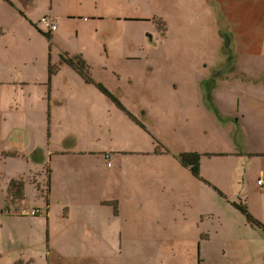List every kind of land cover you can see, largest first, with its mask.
Segmentation results:
<instances>
[{"label":"rangeland","instance_id":"374dc122","mask_svg":"<svg viewBox=\"0 0 264 264\" xmlns=\"http://www.w3.org/2000/svg\"><path fill=\"white\" fill-rule=\"evenodd\" d=\"M18 1L20 7L4 2V9L0 10L3 31L0 37V115L2 113L5 120L2 142L5 152L19 156L18 159L5 157L0 150V165L4 171L0 174L2 207L5 203L3 181L9 176L31 181L27 188V205H41L31 184L45 177L44 170L51 163L47 155L49 139L45 135V139H40V125L20 122L26 116L22 104L25 93L18 91L14 83L23 75L24 82L30 84L26 87L28 92L46 90L50 62L62 67L61 54L72 57L83 53L95 81L121 99L130 111L141 108L140 120L153 121L143 129L141 137L140 128L121 111L117 117L114 110L112 134L116 130L118 135H112L109 140V130L104 123L107 121L99 120L100 123L93 124L97 127L93 134L82 141L80 153L87 144L96 154L105 148L108 153L111 149L117 152L126 148L143 153L125 158L116 155L109 161L102 155H94L90 162L94 165L107 167L111 162L121 168L117 177H112V187L114 183L130 186L128 174L135 175L137 165L141 164L159 165L165 172L152 171L153 174L175 182V171L171 167L180 166L178 158L184 153L197 150L208 153L201 157L203 178H221V167L226 166L236 195L235 199H227V195L215 191L214 187L207 190L209 215L202 223L203 232L209 240L218 239L217 246L205 244L200 252V237L194 242V235L185 236L189 244L174 235L155 236L153 231H146L142 236L128 234V240L141 239L142 243L131 245L123 252L110 251L107 264H264L263 232L249 225L233 204L246 207L249 215L264 225V179L263 185L258 181L261 176L264 178V159L249 158L251 152L246 150L249 146L256 151L264 149V141L258 134L259 121L254 122L252 115V107H263L264 0H34L33 9ZM101 16L106 19L101 21ZM46 20L60 22L63 26L59 38L53 34L49 41L41 35L40 29L49 34ZM158 22L163 28L161 45L154 48L148 34L158 31ZM218 33L223 37V52ZM228 40L233 43L229 45ZM232 44L233 52L240 58L239 64L229 76H221L217 73L220 59L216 58L229 52ZM210 48L214 50V58L206 59ZM203 51L205 54H201ZM70 78L76 80L88 100H101V107H97V111H101L109 99L81 82L68 68H62L58 81ZM238 86L240 92L231 91ZM79 87L76 99L81 100L84 96ZM210 87L215 88L213 92L208 91ZM212 94L217 96L216 104L226 101L232 108L227 106L220 115L215 110ZM251 94L256 97L250 98ZM238 97L244 101L239 110ZM101 113L103 115V111ZM20 127L30 131L29 148L12 146L9 132ZM159 144L169 155L153 154ZM40 148L45 153L43 161L33 155ZM221 150L229 154L242 151L246 158L233 155L220 158L217 153ZM147 151L151 155H146ZM84 159L83 155H78L72 163L81 164ZM129 166L131 172H128ZM159 189L160 185H156L157 192ZM215 196L217 201L223 200L221 209L219 203L217 206L212 203ZM221 239L227 241L224 249ZM186 246L190 250H186ZM213 247L216 251H212Z\"/></svg>","mask_w":264,"mask_h":264},{"label":"crops","instance_id":"0c3cea01","mask_svg":"<svg viewBox=\"0 0 264 264\" xmlns=\"http://www.w3.org/2000/svg\"><path fill=\"white\" fill-rule=\"evenodd\" d=\"M4 2L10 6L14 4L20 7L18 0H3L0 2V10L4 9ZM23 4L26 7L24 2ZM105 19L106 17H100L101 21ZM57 24L58 28L55 32L49 30L51 32L49 41H52L53 34L57 38L61 35L63 26L60 22ZM0 31L2 37L3 31L2 29ZM39 31L42 36L46 37L44 30L40 29ZM218 38L221 45L223 37L219 33ZM230 43H233V40H228L229 45ZM223 45L220 46L221 52H223ZM228 51L221 58L215 57L217 60L220 59L219 64L221 66L217 73L221 76L222 74L229 76L237 68L236 65L239 64L240 58L233 52V44ZM204 52H201V54H205ZM207 52L205 58L213 59L214 50L210 48L207 49ZM81 54L85 61L84 54ZM63 55L68 54L63 53L60 56ZM79 55V53L75 54L77 57ZM68 56L70 57V55ZM50 65L59 66L53 65L52 61L48 65V89L41 90L38 93L28 92L26 87L30 84L24 82L23 75H20L18 81L14 83L18 87V91L25 93L22 104L26 116L20 122L40 125V139L43 140L45 137L49 139L47 155L50 157L51 163L44 170L45 177L34 180L31 184L37 198L42 202L41 205L35 204L33 207L27 205L29 199L27 188L31 181L16 176H9L3 181L5 186L4 200L8 196L7 180L9 179H18L25 182L26 196L23 202L10 207L8 211H4L0 192V264H107L106 259L109 258L110 251L123 252L131 245L142 243L141 239L128 240L126 238L128 234L142 236L147 233L146 231H153L155 236L174 235L189 244L191 242L186 240L185 236L194 235V242H197V238L200 237V242H198L200 252L203 251L205 244L217 246L218 239L209 240L206 233L203 232L204 226L202 223L209 215L206 208L208 189L212 190L211 188L214 187L220 193L227 195V199H235L236 195L232 190L233 183L227 174V167L224 165L221 167V178L205 180L201 161V176L206 181L204 183L195 179L190 169H186L181 165H174L171 168H174L175 171L173 174L175 182H169L159 174L156 176L153 174V172H165L159 165L141 164L137 165L135 175L128 174L130 186L125 187L122 184L114 183L112 187V177H117L121 172V168H117L115 163H112L111 167H108L109 165L107 167L105 165H94L90 163L94 155L100 157L102 155L106 161H109L115 158L116 155L125 158L127 156H141L143 153L127 148L117 152L111 149V152L108 153V149L105 148L103 152L98 151L96 154L89 147V144L86 145L84 152H78L82 141L93 134L94 128L97 129L93 124L95 122L100 123L99 120L107 121V123H104L109 130L107 134L109 140L112 135H118L116 130L112 134L115 127L112 125V117L115 119L114 110L117 111V117H120V113L110 100H107L101 111H97V107H101L99 104L101 100L95 98L88 100L75 79L58 81L62 68H68L80 78L74 70L67 66H59L57 74L50 78ZM53 78L55 82H53ZM81 82L83 81L81 80ZM77 87L82 90L81 95L84 96L81 100L76 99ZM93 89L96 91L95 88ZM214 89V87H210L208 91L213 92ZM262 89H264V86ZM231 91L240 92L241 88L238 86ZM245 91L248 92V89H245ZM212 96L215 110L220 115L227 106L232 108L230 102L220 101L219 104H216L217 96L213 94ZM245 96L247 101L249 94L247 93ZM255 97L254 94L250 95V98ZM261 99L263 107H252V115L254 122L259 121L258 134L261 135L264 141V94H262ZM243 102L242 98L238 97L236 102L238 110ZM249 104H252V102L250 101ZM123 106L125 107L124 104ZM141 110L139 108L132 112L128 109L131 114L137 117L143 129H146L147 126L153 124V121L144 122L140 120L138 113ZM0 116H2L3 127L5 120L2 113ZM125 117H123V120H126ZM253 127L255 128L254 124ZM143 129L140 128L141 137ZM1 132H3V128ZM9 139L15 149H17L16 145L23 148L31 146L30 131L25 128H14L13 131L9 132ZM0 150L2 156L13 159L19 158L15 153L5 152L3 142ZM246 150L251 152L249 158L264 159V149L256 151L253 146H249ZM36 152L38 153L35 154ZM189 153H199L202 156L208 155V153L202 154L197 150ZM33 155L41 161L45 158L43 148L35 151ZM78 155H83L86 159L81 164H73L72 161ZM146 155H151L150 151H147ZM217 155L220 158H226L229 155L242 159L246 158L242 151L229 154L225 150H221ZM130 166L128 172H131ZM206 170H208V167H206ZM3 172L0 165V174ZM261 177L258 181L264 179L263 176ZM47 178L51 182L48 206L45 204L44 194L39 191V189L45 191V185L47 184L45 180ZM207 183L211 184L212 187H208ZM156 185H160L158 192L156 191ZM221 200L217 201L215 196L212 198V203L215 205L219 203V209H221ZM111 209H113V212ZM32 211H37L39 216H31ZM202 237L205 238L202 239ZM226 243L225 239H221L222 249H224ZM186 250L190 249L186 246ZM212 251H216V247H213ZM234 264H239V262Z\"/></svg>","mask_w":264,"mask_h":264},{"label":"trees","instance_id":"16d2710c","mask_svg":"<svg viewBox=\"0 0 264 264\" xmlns=\"http://www.w3.org/2000/svg\"><path fill=\"white\" fill-rule=\"evenodd\" d=\"M22 1L25 3V5L28 9L34 8V0H22ZM1 35H2V33L0 31V37H1ZM50 35H51V32H49V34L46 35L48 40L51 39ZM59 61H60L61 66H67V67L71 68L72 70H74L80 76L81 80L86 85L94 87L101 94H104L115 105L116 109L119 112L121 111L122 114L125 115L128 118V120L134 126H137V127L143 129V126L141 123L138 122L137 117L134 116L133 114H131L128 111V109H126L123 106L120 99L118 97H116L108 89H106L103 84L95 81V79L92 76L90 66L87 65V63L83 60V57L81 55H79V57H77V56L69 57L68 55H63V56H60ZM58 70H59V66L50 65V67H49V75L50 76L49 77L52 78V76H55L57 74ZM1 129H2V116H0V142H1V138H2ZM159 146L160 147H158L156 150L153 151L154 155H156V156L169 155V151L165 147H163L160 144H159ZM162 148H164V149H162ZM37 153L38 152H36L35 154H37ZM213 156H216V155H213ZM201 157H202V155H200L199 153H186V154L181 155L180 158H178V162L182 167H184L186 169H190V171H191V173L195 179L206 183V181L201 176V170H200ZM109 164H111V166H112L111 162ZM108 167H110V166H108ZM46 182H47V184L45 185V191L40 190V189H39V191L41 192V194H44L45 204L48 206V201H49L48 196L50 194V185H51L50 179L47 178V180H45V183ZM207 185L211 186L209 183H207ZM214 190L218 191L216 188H214ZM7 192H8V196L5 199V203H4V207H3L4 211L10 210V207L15 206L17 204H20L21 202H23L25 200L26 184L22 180L9 179V180H7ZM234 206L237 209H239L242 212V214L247 218L249 225H251L252 227L256 226L264 234V225L261 224L258 220L254 219L252 216H250L246 207L240 206L237 204H234ZM38 216L39 215L37 214L34 217H38ZM256 227H254V228H256ZM204 238L205 237H202V239H204Z\"/></svg>","mask_w":264,"mask_h":264},{"label":"flooded vegetation","instance_id":"af4514ba","mask_svg":"<svg viewBox=\"0 0 264 264\" xmlns=\"http://www.w3.org/2000/svg\"><path fill=\"white\" fill-rule=\"evenodd\" d=\"M156 27L158 28V31H152L151 34H148L150 41H151V46L154 48H159L161 45V39H160V34H161V28H162V23L158 22L156 24ZM163 30V28H162ZM123 91L120 92L122 94Z\"/></svg>","mask_w":264,"mask_h":264},{"label":"built area","instance_id":"2783aa9c","mask_svg":"<svg viewBox=\"0 0 264 264\" xmlns=\"http://www.w3.org/2000/svg\"><path fill=\"white\" fill-rule=\"evenodd\" d=\"M45 26H46L51 32H55V31L57 30V28H58V24H57L56 22H50V21H48V20L45 21ZM109 166L111 167V164H109ZM259 184H260V185H263V179H260V180H259ZM37 214H38L37 211H32V212L30 213L31 216H35V215H37ZM25 215H27V214H25Z\"/></svg>","mask_w":264,"mask_h":264},{"label":"water","instance_id":"95a60500","mask_svg":"<svg viewBox=\"0 0 264 264\" xmlns=\"http://www.w3.org/2000/svg\"><path fill=\"white\" fill-rule=\"evenodd\" d=\"M138 21V20H137Z\"/></svg>","mask_w":264,"mask_h":264}]
</instances>
